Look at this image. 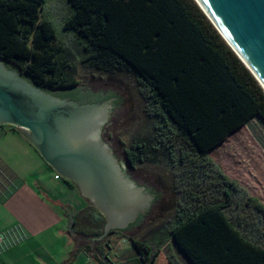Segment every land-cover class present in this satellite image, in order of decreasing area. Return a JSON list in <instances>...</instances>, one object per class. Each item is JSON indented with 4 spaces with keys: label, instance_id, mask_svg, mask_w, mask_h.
Instances as JSON below:
<instances>
[{
    "label": "trees",
    "instance_id": "1",
    "mask_svg": "<svg viewBox=\"0 0 264 264\" xmlns=\"http://www.w3.org/2000/svg\"><path fill=\"white\" fill-rule=\"evenodd\" d=\"M44 2L0 0V59L60 99L115 98L77 88L73 52L56 43L52 24L39 16ZM67 2L71 14L63 27L76 37L80 63L100 74L131 75L146 91L149 129L127 160L132 166L164 161L180 195L172 216L142 241L124 231L102 238L105 218L90 204L68 213L69 232L97 243L81 250L103 264L104 251L125 238L139 264H154L170 242L191 264H264V206L208 157L251 119L264 123V91L253 75L194 0ZM113 235L119 237L112 245ZM166 264L181 262L169 254Z\"/></svg>",
    "mask_w": 264,
    "mask_h": 264
},
{
    "label": "water",
    "instance_id": "2",
    "mask_svg": "<svg viewBox=\"0 0 264 264\" xmlns=\"http://www.w3.org/2000/svg\"><path fill=\"white\" fill-rule=\"evenodd\" d=\"M194 1L264 91V0ZM0 126L17 129L105 218L102 238L150 213L158 183L146 164L129 167L133 141L111 100L60 99L0 59Z\"/></svg>",
    "mask_w": 264,
    "mask_h": 264
},
{
    "label": "rangeland",
    "instance_id": "3",
    "mask_svg": "<svg viewBox=\"0 0 264 264\" xmlns=\"http://www.w3.org/2000/svg\"><path fill=\"white\" fill-rule=\"evenodd\" d=\"M70 14L71 9L67 0H45L39 11L40 18L52 24L56 33V43H63L66 48L73 52L72 60L75 67L74 77L78 84L77 88L102 95H114L115 103L112 107L134 142L137 138L144 136L149 129L146 91L140 82L131 75L100 74L88 70L80 63L79 52L75 48L78 45L76 37L71 31H67L63 27ZM9 65L15 69L17 68L11 62H9ZM208 157L227 178L237 182L247 191L249 196L257 198L264 206L263 122L258 118L251 119L239 130L228 136L223 144L210 150ZM146 165L158 183L150 213L137 226L124 231L122 234L125 238L131 237L140 241L144 240L145 237L149 236L172 216L180 197L178 186L173 181L167 163L163 161L158 164ZM60 180L64 182L62 178ZM76 193L78 196L77 191ZM80 203L81 205L88 204L86 201ZM83 207H78V209ZM125 238L124 242L114 244V249L119 256L115 258L110 251L106 250L109 252V260H107L108 262L104 260L103 264L118 263L119 260L127 264H139V261L134 259V257H138L137 252ZM79 240L80 246L90 244L94 248L97 245L96 242L83 237H79ZM169 254H173L180 260L181 264H185L182 252L173 243H168L161 248L160 256L154 264H166Z\"/></svg>",
    "mask_w": 264,
    "mask_h": 264
},
{
    "label": "crops",
    "instance_id": "4",
    "mask_svg": "<svg viewBox=\"0 0 264 264\" xmlns=\"http://www.w3.org/2000/svg\"><path fill=\"white\" fill-rule=\"evenodd\" d=\"M53 172L17 129L0 126V264H95L66 219L85 201Z\"/></svg>",
    "mask_w": 264,
    "mask_h": 264
},
{
    "label": "flooded vegetation",
    "instance_id": "5",
    "mask_svg": "<svg viewBox=\"0 0 264 264\" xmlns=\"http://www.w3.org/2000/svg\"><path fill=\"white\" fill-rule=\"evenodd\" d=\"M111 101H112V104H114V97H112V98H109ZM127 153V152H126ZM125 153V154H126ZM126 161H127V163H128V165H129V167H131V168H134L135 166H132L130 163H129V161L127 160V154H126Z\"/></svg>",
    "mask_w": 264,
    "mask_h": 264
},
{
    "label": "built area",
    "instance_id": "6",
    "mask_svg": "<svg viewBox=\"0 0 264 264\" xmlns=\"http://www.w3.org/2000/svg\"><path fill=\"white\" fill-rule=\"evenodd\" d=\"M55 179H60V177L57 175V174H55Z\"/></svg>",
    "mask_w": 264,
    "mask_h": 264
}]
</instances>
